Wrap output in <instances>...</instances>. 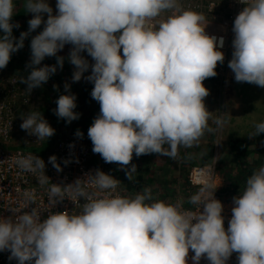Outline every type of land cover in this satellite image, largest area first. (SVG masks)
Here are the masks:
<instances>
[{
  "label": "clouds",
  "instance_id": "1",
  "mask_svg": "<svg viewBox=\"0 0 264 264\" xmlns=\"http://www.w3.org/2000/svg\"><path fill=\"white\" fill-rule=\"evenodd\" d=\"M241 2L246 7L234 20L228 67L236 82L264 88V0ZM22 6L34 15L17 41L12 34L20 26L12 23L16 0H0V69L43 23V31L31 40V71L20 78L30 93L57 71L56 65L38 67L45 57L56 56L62 69L64 57L57 53L71 44L73 81L91 67L86 79L94 83L91 96L100 105L88 129L92 151L106 163H118L129 181L134 182L137 171L135 164L128 167L133 154L176 159L181 148L198 146L206 132L216 130L210 120L217 128L225 123L204 102L209 90L203 81L217 75L225 56L218 50L224 38L206 34L203 13L184 9L180 0H57L55 15L47 0H22ZM84 51L92 65L81 55ZM56 104L59 118L68 123L79 118L74 94L61 95ZM21 118V129L37 142L55 134L39 110L21 113ZM253 127L249 138L264 133V122ZM76 135L83 133L77 130ZM48 162L62 171L55 155ZM14 163L36 175L42 187L49 185L39 156L18 155ZM120 185L99 169L67 186L50 183L51 207L68 198L80 210L49 212L43 220L35 197L25 192L28 205L36 207L19 215L21 209H11L14 218L0 217V251L9 250V259L18 264H188L189 250L193 264L202 257L210 264H227L234 252L238 264H264V166L233 197L227 229L224 206L211 183L188 197L192 208H185L182 198L160 200L148 186L134 195L121 194Z\"/></svg>",
  "mask_w": 264,
  "mask_h": 264
},
{
  "label": "rangeland",
  "instance_id": "2",
  "mask_svg": "<svg viewBox=\"0 0 264 264\" xmlns=\"http://www.w3.org/2000/svg\"><path fill=\"white\" fill-rule=\"evenodd\" d=\"M183 1L184 0H180V3L184 9H188L187 4H199V2L197 4L195 1ZM47 2L52 7L53 14L55 15L57 11V0H47ZM16 5V14L12 17V23H18L20 26L18 28H13L12 34L18 41L20 34L22 32L28 31V21L33 18L34 14L26 12L22 6V0H16ZM198 6L199 9L198 11L196 10V12L203 13L206 16V22H208L206 28H213L215 25L212 23L215 22L214 19L211 18L207 12L205 13V7H203V5ZM190 10L195 11L192 8H190ZM43 19L45 21L47 20L46 13L43 14ZM43 28L44 24L42 23L39 28L31 32L25 38L23 48L19 49L17 52H14L7 66L4 69H0V96L2 99H5V101L9 100L8 94L10 93V88L8 87L7 83H5V81L9 82L11 79H14L16 80V83H19V86L21 84L20 89L18 90L19 97L18 99L16 97L15 103L11 104V107L13 106V110H15V133L10 144H4L10 145L9 148H20L21 146L33 147L40 145L42 142L38 141L39 143H35L37 142V137L34 135H29L27 131L21 129L20 125L23 122L21 113H27L30 110H39L43 117L48 121L50 126L55 129V134L51 137V143L53 142V144L58 139L66 136L68 133H76L77 130L83 134H86L85 137L88 139V129L92 126L94 119L100 113L99 103L91 96L92 91L90 90L93 89L94 83L86 79V76L91 75V67H89V69L84 72L80 81H73V73L76 69L68 59L72 49L71 44H66L65 47L57 53V56L64 57L62 69L57 65L56 56L45 57V59L38 66H57L56 73L50 76L49 80L41 87L35 88L30 93H28L26 91L27 85L20 83V78H26L31 71L29 67L28 70L25 68V66H28L31 61V40L34 36L43 31ZM0 35H3V33L0 32ZM92 64L93 62H91L89 65ZM25 71L28 72L25 73ZM66 84L69 85L67 90L65 89ZM203 84L209 90V95L204 101L208 111L212 112L215 117L222 115L224 120H227L226 126L228 129L227 134H225L222 138L220 137L221 127L217 128L215 124L210 125V127L216 130L219 129V132L217 134H215L216 130L212 133L206 132L201 138L199 145L192 147V150H196L193 152V158H197V161H193L196 164H194V166L214 163L216 165V175L219 179L220 190L226 185L230 184L229 188L231 187L237 192L234 196L236 197L242 194L247 177L250 176L254 170L260 167L257 164V161L262 158L263 163L261 166H264V155L261 158L258 155L264 149V133H261L259 136L253 138L248 137L250 134L248 131L253 129L252 127L254 123L264 122V88L255 84L236 81L228 82L225 84L226 86L222 87L219 86V84L214 85L212 82H208V80L203 82ZM54 85L57 87L54 88ZM69 94H74L76 96L77 107L74 109V111L79 114V118L73 120L71 123H68L65 119L59 118L54 111L57 108L56 101L58 98L61 95ZM219 94H221V99L224 95L223 99L225 101V106L223 105L220 108L217 104L218 101H216L219 100L218 96H216ZM245 102L249 104H246ZM245 112H247L246 115H244ZM239 121L244 122V125L240 128L237 127ZM209 123L213 122L210 120ZM245 128H247V130H245ZM235 139H239V142L236 144L233 150H230L228 146L232 145V141ZM182 150L183 148L179 150L180 154L178 158L183 156ZM165 157L167 156H158L155 153L141 155L139 157L133 154V159L128 167L130 168L131 164H135L137 166V171H147L150 176L153 175L156 180H159V184H162L160 182L162 179L167 180V178L169 176L171 177L173 174V169L171 171V175L169 173L170 169L172 168L169 165L171 158L167 157V159H163L165 164L162 165L163 162L161 161V158ZM101 158L100 154L96 153L95 160L98 161V164H100L99 160ZM154 161L157 162L154 166H158V169H147ZM104 166L106 168L102 169L105 173H107L105 170L110 168L105 164ZM169 166L171 168H168ZM192 167H190V169ZM176 170L180 171V174L175 176L179 178L177 183L179 185L174 186L173 190H171L172 188H169V191L172 194L177 192V190L183 187L185 184L184 178L181 177L183 171L181 169ZM122 171L123 170L121 169L119 172L111 176L114 178L117 177L116 179L119 180L118 174ZM183 201L185 203V200ZM169 202L176 203L175 201ZM228 202L232 205V207L234 206L233 198Z\"/></svg>",
  "mask_w": 264,
  "mask_h": 264
},
{
  "label": "built area",
  "instance_id": "3",
  "mask_svg": "<svg viewBox=\"0 0 264 264\" xmlns=\"http://www.w3.org/2000/svg\"><path fill=\"white\" fill-rule=\"evenodd\" d=\"M222 6H226L225 15L220 18L216 12L221 10ZM188 9L198 7V5L187 4ZM205 9L211 18L214 19V27L211 29L205 28L206 34L209 36H216L217 38H224V45L218 50L224 53L225 59L223 64H218L216 68L217 75L220 82L225 85L228 82H235L234 73L228 67V63L232 58L234 39V20L240 11L246 5L241 0H209L205 4ZM10 88L8 94V101L2 99L0 96V217L8 218L13 217L14 214L11 209H21L16 215L23 214V212L30 211L31 208L36 207L35 204L28 205L24 193L30 192L36 199L37 204L40 206L41 220L46 219L49 212H62L67 211L69 214L78 212L79 206L71 199L65 198L63 201L57 203L53 208L48 204L47 189L50 183L67 186L74 183L77 179H85L88 174H94L97 169L103 171L100 164L96 163V153L92 151V141L85 137H78L74 134H67L66 136L58 139L50 151L43 155L25 151L22 149L9 148L12 137L15 133V110L11 104L15 103V99L19 97V88L16 86V80L11 79L6 82ZM20 99V98H19ZM25 101V100H24ZM40 142V141H39ZM35 142V143H39ZM33 153L39 156L45 162V175L49 177V185L43 187L38 183L36 175L22 172L14 163L18 155H27ZM55 155L57 163L60 164L62 171H57L51 163L49 157ZM68 160V164L64 161ZM104 172V171H103ZM187 181L192 188L193 192L211 183L214 187V196L220 200L224 206L222 215L225 217L224 226L228 227V221L231 218L232 205L226 201L220 192L219 179L216 175V165L214 163L193 166L187 174ZM120 187V186H119ZM121 188V187H120ZM122 189V188H121ZM119 191V189H118ZM121 194H127L125 191ZM83 203V200L80 201ZM29 206V207H28ZM185 208H192V205L185 206ZM11 253L9 250L0 251V264H18V261L13 258L9 259ZM194 252L189 250L188 264H193L191 257ZM238 253H233L227 261V264H238ZM25 264H34V262H25ZM199 264H210L206 257H202Z\"/></svg>",
  "mask_w": 264,
  "mask_h": 264
},
{
  "label": "trees",
  "instance_id": "4",
  "mask_svg": "<svg viewBox=\"0 0 264 264\" xmlns=\"http://www.w3.org/2000/svg\"><path fill=\"white\" fill-rule=\"evenodd\" d=\"M184 1H195L197 4H198V2H199V4L198 5H203V7L205 6V4H206V2H208L209 0H184ZM183 1V2H184ZM222 9L221 10H219L218 12H216V15L217 16H220V18L221 17H223L224 15H225V11H226V9H227V7L226 6H222L221 7ZM195 11L197 10L198 11V9H199V6L198 7H194L193 8ZM207 11H206V9H205V13H206ZM208 13V12H207ZM85 59H88L89 60V64L91 63V62H93L94 63V61H93V59H92V57L91 56H89L88 55V53L87 52H83L82 54H81ZM25 68H27V70H28V66H25ZM26 72H28V71H25V73ZM87 77V76H86ZM206 80H208V82H212L214 85H217V84H219V86H226V85H223L221 82H220V80H219V77H218V75H216L215 77H211V78H207V79H205L203 82H206ZM16 86H17V88H19L20 89V86H21V84H20V86H19V83L17 82V84H16ZM59 90H60V88H59ZM90 91H92V90H90ZM216 96H218V99L219 100H216V101H218L217 102V104L219 105V108L221 107V106H225V101H224V99H223V96H222V99H221V94H219V95H216ZM216 99V98H215ZM246 104H249V103H247V102H245ZM212 104V103H211ZM248 111V110H247ZM246 113L247 112H245V114L244 115H246ZM213 117H215L214 115H213ZM244 117H246V116H244ZM224 119V118H223ZM225 121V123L223 124V126L221 127V132H220V137H222L223 138V136L225 135V134H227V126H226V123H227V120H224ZM211 124H214V123H209V125H211ZM240 124V125H239ZM244 125V122H242V121H239V123H238V125H237V127L238 128H240L241 126H243ZM253 129L252 130H249L248 132L249 133H251L252 131H254V127H252ZM245 130H247V128H245ZM219 132V129H217L216 130V132H215V134H217ZM86 135V134H85ZM52 137V136H51ZM48 138L47 140H45V141H42L41 143H40V145H38V146H33V147H26V146H21L20 148H18V149H22V150H25V151H29V152H33V153H37V154H40V155H43L44 156V153L46 152H48V151H50L51 150V148L53 147V142L51 143V139L52 138ZM239 142V139H235V140H233L232 141V145H230V146H228V148L230 149V150H233L234 149V147L236 146V144ZM15 149H17V148H15ZM259 155V157L261 158V157H263V155H264V149L261 151V153L260 154H258ZM163 159H167V157H165V158H161V161L163 162ZM179 160H180V158H177V159H171L170 161H171V166L172 167H174V169L176 168V169H181L180 168V165H179ZM164 163V162H163ZM262 163H263V159L261 158L259 161H257V164L259 165V166H261L262 165ZM115 164V165H114ZM114 164H112V165H109V168L111 169V171H117V172H119L121 169L119 168L120 167V165L118 164V163H114ZM102 167V166H101ZM117 167H118V169H117ZM156 168L155 169H158V166H155ZM103 168H105V166H103ZM117 169V170H116ZM181 170H183V169H181ZM106 172H107V170H105ZM154 173V172H153ZM188 172H185L184 170H183V172H182V175H181V177H184L185 176V180H184V183H185V185H184V190H185V192H187V194H188V197L190 196V195H192L194 192H193V190H192V188L190 187V185H189V183H188V181H187V177H186V174H187ZM117 175V174H116ZM153 176V175H152ZM152 176H150L149 175V173L147 172V171H142V170H138V171H136V176H135V180H134V182H131V181H129L128 179H127V177H126V174H125V170H123L122 172H120L119 174H118V178H119V180H120V182H121V185H120V187L122 188V189H124V191L126 192V193H128V194H131V195H134L136 192H138V191H142L143 190V188H144V186H148V187H150L151 189H152V192H153V194H154V196H156V197H158L159 195L158 194H156L157 193V191L159 190V189H162V188H154L155 186H152V182H153V177ZM159 176H160V174H159ZM159 179V178H158ZM229 186H230V184H228V185H226L223 189H221L220 190V194H221V196L226 200V201H229L230 199H232L235 195H236V190L235 189H233V188H229ZM163 188H165V187H163ZM182 189H183V187H182ZM184 190H183V192H184ZM166 194H167V192H168V188H167V190H165L164 191ZM159 198V197H158ZM190 204H186L185 206H189Z\"/></svg>",
  "mask_w": 264,
  "mask_h": 264
},
{
  "label": "crops",
  "instance_id": "5",
  "mask_svg": "<svg viewBox=\"0 0 264 264\" xmlns=\"http://www.w3.org/2000/svg\"><path fill=\"white\" fill-rule=\"evenodd\" d=\"M68 134H70V133H68ZM76 134V133H75ZM87 134H88V132H87ZM194 151H196V150H192V148H190V150L189 149H185V148H183V150H182V153H183V156L180 158V160H179V165H180V168L181 169H183L185 172H187L189 169H190V167H192V166H194V164H195V162H193L194 160H196L197 161V158L195 157V158H193V152ZM100 158H101V156H100ZM177 159V158H176ZM96 163H98V161L96 160ZM99 163H100V166H102V168H103V166H104V164L107 166V167H109V165H112V164H114V163H106L104 160H102V158L99 160ZM157 162L156 161H154L152 164H151V166L149 167V168H147V169H151V168H154L155 169V164H156ZM170 164H171V161L169 162ZM165 163H163L162 165H164ZM169 164V165H170ZM115 165V164H114ZM196 165V164H195ZM171 166V165H170ZM168 167V168H171V167ZM106 168V167H105ZM119 168H121V167H119ZM172 169H173V174L171 175V171H172ZM107 170H109V171H111V169H107ZM117 170V169H116ZM182 170V171H183ZM109 171H107V173L109 172ZM110 173V175H113V174H115V173H117V171L115 172V171H112V172H109ZM108 173V174H109ZM169 173H170V175H171V177L169 176L168 178H167V180H161L160 182L162 183V184H159L158 183V181L159 180H156L155 179V177H153V182H152V186H155V187H157V188H162V189H159L158 191H157V193L156 194H158L159 196V199L160 200H164V201H175V202H177V200L178 199H183V200H185V203H184V205H186L187 204V199H188V194H187V192H185V190H184V185H183V189H182V187L181 188H179L178 190H177V192H175L174 194H172L169 190L171 189V190H173V188H174V186H177V185H179V184H177L178 183V177H175L176 175H179L180 174V171H178V170H176V168L174 169V167H172L171 169H170V171H169ZM117 178V177H116ZM184 178V180H185V176L183 177ZM166 179V178H165ZM163 187H165V188H163ZM167 188H168V192H167V194L164 192L165 190H167ZM170 188V189H169ZM183 190H184V192H183ZM173 192V191H172ZM128 194V193H127Z\"/></svg>",
  "mask_w": 264,
  "mask_h": 264
}]
</instances>
